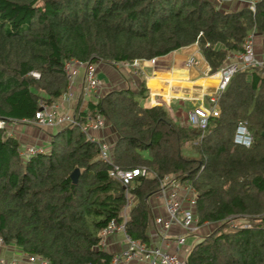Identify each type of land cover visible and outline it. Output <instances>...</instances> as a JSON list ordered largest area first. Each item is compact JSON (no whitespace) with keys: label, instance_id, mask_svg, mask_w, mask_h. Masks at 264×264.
<instances>
[{"label":"trees","instance_id":"obj_1","mask_svg":"<svg viewBox=\"0 0 264 264\" xmlns=\"http://www.w3.org/2000/svg\"><path fill=\"white\" fill-rule=\"evenodd\" d=\"M253 29L264 36V0H0V119L29 120L38 99L64 94L68 61L149 60L196 43L214 72ZM146 92L141 81L88 103L115 131V164L144 171L126 186L78 124L29 156L0 128L1 243L50 264H109L100 230L134 197L126 233L145 241L147 199L172 174L194 188L198 223H219L192 245L188 264H264V65L232 75L204 130L174 122L162 105L141 107ZM240 121L249 147L233 141Z\"/></svg>","mask_w":264,"mask_h":264},{"label":"built area","instance_id":"obj_2","mask_svg":"<svg viewBox=\"0 0 264 264\" xmlns=\"http://www.w3.org/2000/svg\"><path fill=\"white\" fill-rule=\"evenodd\" d=\"M223 1V0H221ZM251 10L254 6L249 5ZM255 29V28H254ZM254 29L248 33L242 43V49L233 52L227 56L226 61L214 72L210 71V67L204 72V76L213 78L215 80V87L212 92H209L206 97L209 103L208 107H195L187 114V122L190 126L204 130L207 126L208 118L211 116H218V97L225 90L232 75L249 67H257L264 65V59L257 57L255 52V31ZM157 58L146 60L149 64H154ZM145 60H134L132 62L119 61L111 62V65L116 68H133L140 67L141 62ZM199 64V59L195 56H190L186 59L185 65L187 67ZM82 68L83 87L82 93L85 96L93 95L99 96L100 80L97 76V68L95 63H86L76 60H71L65 63L64 69L68 80V90L72 85L78 69ZM34 77L37 74L32 73ZM67 91L63 94L66 95ZM23 124L32 125L36 127H57L61 125L78 124L80 129L87 135V138L98 143L100 158L108 163L111 168L108 171L109 176L118 180L123 185L129 184L135 177L143 174L144 171L139 168L123 169L115 164L112 155V147L105 141H97L90 136V131L102 129L106 122L98 112H93L85 116L83 121H77L74 114L62 112L58 104L54 101H46L44 98L38 99L37 109L33 113V117L29 120H20ZM15 123V120L0 119V128H7L8 124ZM9 131V130H8ZM11 131L8 132L10 134ZM233 141L236 144L249 147L252 144L253 136L248 129L245 122L240 121L235 129ZM43 146L38 145H22L19 149L21 156H29L35 153L43 152ZM157 193L163 197L164 206L167 216L156 217L155 224H157L163 231L168 230L173 225H178L184 230V234L177 236L176 249L181 245L186 244V239L189 234L198 232L200 225L197 216L194 212V205L196 204V193L194 188L188 184H182L177 178L164 177L160 183V189ZM131 204V197L127 196V203L121 212L120 221L112 219L109 223L100 230V247L104 245L105 237L114 231H121L124 234L125 246L119 252L111 255L109 264H188L185 256H181L178 250L175 252L166 250L157 245H151L145 241L133 238L126 233L125 224L127 221V209ZM207 223V222H206ZM234 226V225H232ZM243 227H249V224H242ZM27 264H50L45 258L32 254H20ZM16 258L11 257L9 260L0 258V264H14Z\"/></svg>","mask_w":264,"mask_h":264},{"label":"crops","instance_id":"obj_3","mask_svg":"<svg viewBox=\"0 0 264 264\" xmlns=\"http://www.w3.org/2000/svg\"><path fill=\"white\" fill-rule=\"evenodd\" d=\"M255 52L258 58L264 59V36L255 34ZM190 56H195L199 59V64L195 66L187 67L185 65L186 59ZM147 61H142L141 66L137 68H122L115 70L112 67H108L106 64H99L97 76L102 83L101 96L108 91L118 90L123 88H130L137 90L141 81H144L147 88L145 97H140L138 103L143 108H148L154 105H162L166 108L168 115L173 120V115H181L182 112L193 110L195 107H208L206 95L212 92L215 87V80L204 76V72L209 67L208 63L202 56L198 45L192 44L187 47H182L169 53L166 56L159 57L155 61V64L150 65ZM84 71L82 68L78 69V73L74 78L72 85L67 90L66 95H61L58 98L52 100L56 102L62 112L69 114H80L82 118H85L90 114L88 108L89 101L96 103L99 96H85L82 93V87ZM209 79V84H204ZM168 100H166V99ZM188 103V104H187ZM208 104V105H207ZM186 106L188 109L185 110ZM219 108V107H218ZM178 119V118H177ZM174 122L178 123L176 120ZM187 121V118H186ZM188 124V122H187ZM22 125V124H20ZM21 128H13L11 135H13L18 143L22 145H38L46 146L50 141V134L58 131L61 125L57 127H36L32 125H22ZM105 126H109L112 131L110 134H114V142L116 140V134L113 127L106 123ZM45 128H49V131H44ZM97 131V130H95ZM101 131H104L103 129ZM15 132V133H14ZM90 136L97 138L89 133ZM97 135V134H96ZM103 140V139H102ZM104 141V140H103ZM114 145V144H113ZM113 145L111 146L113 148ZM165 177L175 178L174 175L169 174ZM136 199L131 198V204L127 209V220L129 212L135 205ZM147 203L150 208V216L147 221V227L145 230L146 240L145 242L151 245L160 246L163 249L178 253L182 256L183 250H186L185 256L188 254L192 245L199 241L203 236V226H207L208 223L200 226L199 230L195 234H189L186 239V244L181 245L176 249L177 236L184 234V230L178 226L173 225L168 230L163 231L157 224H155L156 217L167 216L164 200L158 193H154L148 197ZM205 230L208 227H203ZM201 229V230H200ZM125 246L124 234L121 231H114L110 235L105 237L104 245L101 248L109 254L119 252ZM182 247H185L182 249ZM21 252L13 244L0 245V258L9 260V258H16L14 264H27L20 255ZM139 264V263H129Z\"/></svg>","mask_w":264,"mask_h":264},{"label":"rangeland","instance_id":"obj_4","mask_svg":"<svg viewBox=\"0 0 264 264\" xmlns=\"http://www.w3.org/2000/svg\"><path fill=\"white\" fill-rule=\"evenodd\" d=\"M147 63V62H146ZM99 64H106L108 67H112V68H114L115 70H119V69H122V68H116V67H114V66H112L110 63H103V62H98V63H95V65H96V68L98 69V65ZM155 64V63H154ZM150 65H153V64H150ZM133 68H137V66L136 67H133ZM98 71V70H97ZM102 88H103V86H102V83H100V91L102 90ZM100 96H101V94H100ZM166 99V98H165ZM166 100H168V99H166ZM188 104V103H187ZM157 105V104H156ZM208 105V104H207ZM185 107V106H184ZM187 107H189V106H186L184 109L185 110H187L188 108ZM187 111H184V112H182V114L181 115H178V116H176V115H173V120H176L177 122H178V124H181V125H183V126H185V127H188V124H187V121H186V118H187ZM178 118V119H177ZM19 123H21V122H19ZM19 123H16V124H12V123H10V124H8V126H7V129L8 130H12L13 128H21V127H23L22 125H25V124H22V125H20ZM104 130V131H101V130ZM102 129H100V130H97V131H90V134L91 135H93V136H95L96 138H97V141H105L109 146H112L113 144H114V134H110L109 135V131H112V129H110V127L109 126H104ZM44 131H49V128H45L44 129ZM9 132V131H8ZM15 133V132H14ZM97 134V135H96ZM103 139V140H102ZM43 146V145H42ZM44 147H46V146H43V148ZM45 150H46V148H45ZM233 223H236V222H234V221H231V226L233 225ZM218 224L219 223H208L207 224V226H203V227H208V229L207 230H205L203 227L201 228L202 230H203V236H205V235H207L209 232H211V231H213L214 229H216V227L218 226ZM200 229V230H201ZM0 245H1V242H0ZM185 247H182V249H184ZM186 250L187 249H185V250H183V252H182V256L183 255H185V253H186ZM4 259V258H3Z\"/></svg>","mask_w":264,"mask_h":264},{"label":"water","instance_id":"obj_5","mask_svg":"<svg viewBox=\"0 0 264 264\" xmlns=\"http://www.w3.org/2000/svg\"><path fill=\"white\" fill-rule=\"evenodd\" d=\"M78 175H79V169L78 168H75V170L70 175V177H71V179H72V181L74 183H76L77 178H78Z\"/></svg>","mask_w":264,"mask_h":264}]
</instances>
